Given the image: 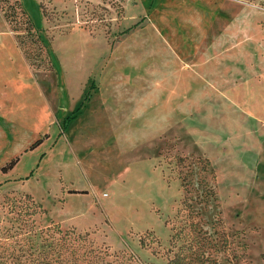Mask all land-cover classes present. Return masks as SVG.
I'll return each instance as SVG.
<instances>
[{
    "label": "rangeland",
    "instance_id": "obj_1",
    "mask_svg": "<svg viewBox=\"0 0 264 264\" xmlns=\"http://www.w3.org/2000/svg\"><path fill=\"white\" fill-rule=\"evenodd\" d=\"M122 1L21 0L50 51V69L42 68V54L31 57L38 67L29 64L23 50L35 52L33 44L25 35L15 42L16 31L0 10L12 64L2 87L21 89L1 97L6 106H0V241L12 243L9 234L26 235L31 225L37 229L58 222L62 228L87 231L89 242L107 249L110 264H164L174 250L168 239L185 194L181 175L190 191L186 195L197 197L204 184L215 192L216 200L206 204L188 200L197 210V226L211 231V221L219 216L227 236L221 249L219 237L212 235L203 249L208 257L203 264H264V0H185L186 12L189 4L193 11L207 10L209 27H243L238 39L226 41V62L205 65L221 72L224 93L213 92L210 110L195 112L191 104L212 90L193 74L170 71L173 62L164 37L153 27H178L164 30V36L184 44L189 27L195 26L187 24L188 18L174 17V11L160 25L153 11L158 0L129 2L127 13L146 5L150 19L120 21L126 26L139 23L120 35L112 49L111 42L122 32L115 29L124 13ZM240 52L245 64L231 63ZM255 57L253 72L249 60ZM138 58L143 69L151 66V75L169 72L161 85L153 84V76L138 91L112 82V70L116 74L131 68L129 63ZM58 78L68 95L60 96L65 110L55 116ZM36 90L53 113L49 123L45 115L37 117L41 101ZM107 94L128 100L131 113L144 118L137 126L112 127L106 118ZM17 122L21 127L16 135L1 137L12 130L5 124ZM36 139L42 140L31 146ZM21 141L25 143L11 151ZM13 157L12 166L2 168ZM197 157H206L209 166ZM31 209L37 212L31 215Z\"/></svg>",
    "mask_w": 264,
    "mask_h": 264
},
{
    "label": "trees",
    "instance_id": "obj_2",
    "mask_svg": "<svg viewBox=\"0 0 264 264\" xmlns=\"http://www.w3.org/2000/svg\"><path fill=\"white\" fill-rule=\"evenodd\" d=\"M7 0H0V10L3 18L8 23L9 27L16 31L14 33L15 42L18 44L23 35L33 44L35 52L30 49L23 50V54L28 60L29 64L38 67L39 63L31 61V57L42 54L44 57V64L42 68L50 69L52 67L50 51L40 37L38 29L33 26L30 16L25 11L21 4V0H12L11 3L2 5L1 2ZM40 6V4H39ZM41 12L43 13L42 9ZM11 22V23H10ZM23 33H19L17 31ZM39 142V139L34 140L30 145L33 146ZM181 156H179V160ZM15 157L6 162L4 167L8 168L15 162ZM197 160H202L203 165L209 166V161L206 157H197ZM210 179L213 180V171L209 167ZM181 179V186L184 195L180 200V206L175 209V215L178 217L177 223L171 225V233L169 235L170 248H174L171 255H167L164 264H197L207 261L208 257L204 254V247L208 246V241L215 235L219 237V248L224 249L227 244V236L220 227V218L216 217L215 221H211L210 228H202L197 226L199 221L193 219L197 213L192 204L188 200L201 202L206 204L211 200H216L215 192L211 186L205 185L197 193V197L186 195L189 189L186 187L184 176L179 175ZM27 196L35 202L30 194ZM216 203V202H214ZM39 210H42L39 203ZM25 212H27L25 210ZM37 211L31 209L29 214H34ZM219 212L216 211V214ZM34 228L31 225L24 233L17 231L15 234H9L12 238V243L0 241V264H110L105 259L109 252L106 248H100L93 245L87 240V231H78L74 226L62 228L58 222H50L43 226ZM148 232V231H147ZM27 234H29L27 236ZM7 237V236H6ZM178 239L183 242L176 243ZM142 244V237L138 238ZM9 245V249L5 247Z\"/></svg>",
    "mask_w": 264,
    "mask_h": 264
},
{
    "label": "crops",
    "instance_id": "obj_3",
    "mask_svg": "<svg viewBox=\"0 0 264 264\" xmlns=\"http://www.w3.org/2000/svg\"><path fill=\"white\" fill-rule=\"evenodd\" d=\"M137 1L139 2L141 0H123L122 1V7H123L124 13L122 14L118 22L115 24V29L117 28V30L122 31V32L119 33V35H117L118 38L116 40H113L111 42L112 49L115 48L120 43V39H119L120 35L122 36V34L128 31L129 27L134 28L135 26H137V24L140 21H141L140 23H143L146 20L150 19L149 9L146 8V5H144L143 9L139 12H129V13L126 12L127 7L130 6L129 2L136 3ZM158 1L159 3L156 5L153 11L157 15L160 25H161V20H164L167 18L166 14L168 13L171 14V12L174 11V17H177L179 15L180 18L182 17L188 18L189 22L187 24L195 26V27H189L192 31L189 32L190 37L188 38L187 36V38L184 39L185 40L184 44H181L179 41H174L170 39L168 37V34L167 35L165 34V35L168 37L169 40H167L164 36V32H163L164 30L170 29L173 32H175L178 29V27H159L158 25H156V23H154L153 27L156 30L155 31L156 33L164 37V40H165L164 44L167 46L166 49L169 50V56L173 62V66L171 68L172 70L170 71H172V73H176V75L182 72L186 73V75L193 74L201 78L203 82L207 84L210 90H212L210 94H206L202 96L200 99L198 98L199 100L197 99L196 100L197 102L195 101V103L191 104V107L189 109L192 112H195L196 109L198 110L202 109V111L210 110V106L213 100L212 98H214L212 96V93L216 92L218 95L222 96V93H224L223 92L224 87L220 86L221 84L219 82V79L221 78V74H220L221 72L218 69L216 71H208L205 68V65H208L211 62H213V64H217V66H219L221 61L226 62V59H225L226 41L227 40L235 41L236 39H238L240 35H238L237 32L242 31L241 28L243 27H219V26L209 27L210 22L208 19V13H205L207 10L206 11L204 10L193 11L191 10L192 4L191 5L189 4V6L187 7L188 12H186L185 11L186 10L185 0H158ZM173 2L175 4H171ZM178 7L180 8V10H178ZM127 17L129 19H132V21H135V22L137 19H141V20H139L137 24L132 25V26H126V25L119 24L120 21L125 20L124 18H127ZM1 22L2 20L0 17V27H1ZM72 27H79V26H72ZM112 28L114 30V27ZM244 29L246 30V27H244ZM184 31H187V30H184ZM194 33H196V35H194ZM9 48H10V42L9 40H7V37L4 35V31L0 29V106L1 104L3 106H6L1 101V97L3 95H6V94L11 95L12 93H19V91L21 90V89L18 90L17 88H12L14 84L12 85L7 84L8 87L6 85V89H3L2 87V82H3L2 78L11 73L10 69H11L12 64H11V60L9 59L10 56H6V53L8 55ZM240 53H241V57L240 56L237 57L240 61L238 59H235V60L233 59L229 61L231 63H235L236 65H237V62L241 64H245L246 62L245 55H243L242 52ZM233 57L235 56L230 55V58H233ZM164 59L166 60L167 58L165 57ZM249 61H250V65L252 66L251 68L253 69V72H254L253 65L256 63V57L252 60L250 59ZM181 62L188 65L187 68L182 69L180 66ZM129 65H131L132 67L131 68L128 67L126 68V70L124 68L123 71H120L119 73H116V74H113V70H112L111 76L113 75L112 82L114 84L115 83L118 84L119 82L122 81L123 84H126L129 87H133L134 89H136V91H138V89H140V87L144 85V81H146L148 77L153 76V79H152L154 80L153 84L156 86H159L161 85L164 79L162 78V76L169 73V72L163 71L162 74L155 73L154 75H151V66H149L146 69L144 68L145 69L144 70L143 67L141 66V60L139 58L135 59L134 61H131ZM217 66H215L214 69L218 68ZM107 75H109V71L107 72ZM92 79L95 80V77L92 76L91 80ZM58 81H59L58 84L60 88H59V93H57V98H56V103L58 102L57 108L52 110V111L57 112L55 113V116H57V114H59L61 111L65 110V105H63L62 108H60V105H61L60 96H62L64 93L66 94V96L68 95L67 89H65L63 92L62 88H64V86L62 84L61 78H58ZM36 94L40 98V101H41L40 108H38L39 113L37 117L39 118V117H42V115H45L46 121L49 123V120L52 118L53 113L51 112L49 107H44L45 105L43 106V103L47 101V99L45 98V95L39 94L37 90H36ZM119 97L120 98H118V96H115L114 94L112 95L107 94L106 101L108 102V105L110 107V113L106 114L107 121L111 124L112 127L113 126L117 127L121 123H123L124 125H134V126L136 125L137 126L138 122H141V119H143L145 115L141 114L140 112L131 113L130 111L131 106H129L128 104L129 101L128 100L123 101L122 100L123 98L121 96ZM141 100L142 99H140L139 101L136 100L138 101L137 105L142 103ZM18 102H21V101H17L16 103ZM153 103H156L155 99ZM154 105L155 104H153V106ZM23 108H24V104H23ZM141 108L143 109L146 107H141ZM147 117L149 116L147 115ZM16 120L18 121V118ZM5 126H9L10 127L9 129H12V130H10L7 134L1 137L8 139L16 135L15 134L16 130L19 127H21V124L17 122L11 126L10 124L9 125L5 124ZM160 133L161 132L159 131V135ZM44 134H45V137H47L48 133L45 132ZM41 140L42 139H40L39 142H41ZM25 141L17 142V144L18 143H20V145L24 144ZM18 146L19 144L13 146L11 148V151L15 150ZM68 189H72V188H68ZM76 229L84 230V229H78V228Z\"/></svg>",
    "mask_w": 264,
    "mask_h": 264
}]
</instances>
